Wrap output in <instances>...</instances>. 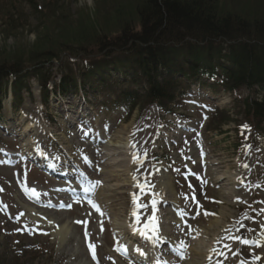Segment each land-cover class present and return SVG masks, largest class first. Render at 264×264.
<instances>
[{
	"label": "rangeland",
	"instance_id": "obj_1",
	"mask_svg": "<svg viewBox=\"0 0 264 264\" xmlns=\"http://www.w3.org/2000/svg\"><path fill=\"white\" fill-rule=\"evenodd\" d=\"M29 2L35 4V9L38 8L37 11L34 10V7H29ZM211 3H214L213 9L218 14L217 18L227 12L230 18L264 21V0H213ZM138 7H140L139 0H0V61L3 58H16L21 62L27 61L30 59L28 56L30 48H41L45 43H52L51 45H53L56 41L57 44L60 43L61 45L66 43L64 46L68 47L52 49L54 53L74 55L80 47H85L87 42L89 46L94 45L87 50V52L92 53L98 50L96 45L118 36L124 25L134 23V29L138 24L136 21ZM32 102H34L33 96L29 104L30 107L34 106L35 102ZM232 105L236 108L235 104ZM236 111H239V108ZM142 113L144 114L142 108L136 107L132 114H128V118L121 121L120 125L116 127L117 135L122 133V128L125 129V133L129 134L133 129V120L138 122ZM228 115V122L225 119V122L220 121V126L217 124L209 126L210 130L214 129V133H218V137L221 136L219 135L220 132L230 129L226 125L231 124L235 119L240 120L239 113L236 114L231 111ZM230 136L231 131L229 130L227 136L220 137L224 140L219 144L221 152L218 158L221 164L226 166L232 158V152L229 150ZM232 138L235 141L233 133ZM157 153L160 154L159 151ZM6 172L7 170L0 168V175H4ZM36 178L34 177V179ZM15 189L12 187V189L7 190V195H0V203L8 204V200L12 201ZM107 194L108 192L105 193V195ZM108 199L109 203L108 201L105 203L111 208V212L118 214L124 195L113 198L109 196ZM229 213L232 212L229 211ZM18 215L19 211L15 206L7 214L0 213V264H18L14 258L10 260V254L6 249L8 244L11 247L14 245L13 238L7 236L5 240L6 236L4 235L9 234L14 225L17 229L21 228L19 221L16 224H11L10 220L11 216L17 217ZM56 216L68 219L67 214ZM225 218L228 217L225 216ZM59 224H64V222ZM202 225L205 226L206 223L203 222ZM2 229L5 231L2 232ZM69 232L73 238V241L68 243L69 247L67 245L57 247L51 237V240L46 238L44 240H46L48 247L45 249L50 251V255L48 253L45 256H39L30 264H93L91 257L98 253V248L92 236L89 232L83 233L76 226ZM86 235H88V239ZM21 238L22 236L17 238L16 240L19 241L16 243L21 242L23 248L29 247L36 241L42 242L38 238L33 240ZM51 241L56 244V247L51 245ZM100 252L101 254L104 253V251ZM14 257L20 258L22 256L16 254Z\"/></svg>",
	"mask_w": 264,
	"mask_h": 264
},
{
	"label": "trees",
	"instance_id": "obj_2",
	"mask_svg": "<svg viewBox=\"0 0 264 264\" xmlns=\"http://www.w3.org/2000/svg\"><path fill=\"white\" fill-rule=\"evenodd\" d=\"M137 26L133 29L134 23L124 25L120 34L116 38H111L106 42H101L98 46L100 50L110 49L112 51L124 48L137 50L139 53L147 55L142 62V68L149 65H158L162 63V55L168 58L180 52V49L169 47L167 51H163L161 46L164 44H176L182 42L186 37L197 36H230L238 33H247L249 28H264V21L250 23L248 20L233 17L226 12L223 17L217 18V12L213 9V0H139ZM29 5L34 7L35 4ZM249 27V28H248ZM136 29V30H135ZM139 29V30H137ZM106 39V38H105ZM57 42V41H56ZM51 45L45 43L44 46L28 51L30 59L27 61H19L16 58H3L0 61V80L10 74L16 75L22 64L31 63L29 66L37 65L36 63L48 61L56 54L52 49H62L68 46L56 43ZM88 44V42H87ZM85 47H89V45ZM144 44V45H143ZM91 45L90 47H93ZM144 46V47H143ZM35 63V64H33ZM34 69V67H33ZM18 70V71H17ZM148 74V73H147ZM252 74L243 77L248 79ZM241 78H235V81ZM164 92L163 88L154 86L149 88V96L160 98ZM162 99V98H161Z\"/></svg>",
	"mask_w": 264,
	"mask_h": 264
},
{
	"label": "bare ground",
	"instance_id": "obj_3",
	"mask_svg": "<svg viewBox=\"0 0 264 264\" xmlns=\"http://www.w3.org/2000/svg\"><path fill=\"white\" fill-rule=\"evenodd\" d=\"M251 77L248 76V79H250ZM111 100H114L113 98H110ZM63 110V108H62ZM63 113L65 114H69L67 113V110H64ZM125 143H128V138H127V133H125V129L122 128V133H120L119 135H117V137H115V139H113V141H111L108 145V150L111 151L113 154L115 153L114 151L117 150L119 151L120 153H122V148L123 146H125ZM114 148V149H113ZM114 158H116L118 160V163H122L124 164L123 162H125L127 164V160L124 158V156H121V158H119V155L118 156H114ZM117 168H121V166H117ZM126 168V167H125ZM113 176V174H111ZM227 175V180H226V185H229V190L226 188L225 184H223L220 188L222 190V195H223V192L224 190L226 191L225 195L229 194L230 195H234V191H233V185H232V181H231V175L230 174H226ZM125 173L122 172L120 174V177L122 178V180H119V182H116L115 181V186L116 188L119 187V190H122L125 188L126 185L124 184H127L128 180H126L125 178ZM107 179V178H105ZM216 181H218V179L216 178L215 179ZM131 181L133 182V179H131ZM165 192L167 193L166 189L168 188V190H170V184H169V181L168 180H165ZM226 188V189H225ZM103 192H106V191H103V189L101 190L100 189V194L103 195ZM100 194H99V197H100ZM228 196V197H229ZM223 199H225V196H222ZM154 204H157V202H153ZM225 208V207H224ZM224 208L222 210H224ZM222 213V212H221ZM113 223L117 224L118 223V219H116V216L113 215ZM208 226L211 228H216L218 227L220 224H221V221L220 219H208ZM55 233L52 235L53 238H55V240L57 241V243L59 244V246H62V245H68V243L71 241H73L72 239V236L71 234L69 233V226L67 223H65L63 226H60L58 230H54ZM75 240V239H74ZM203 247V242H199V243H195L193 244L192 246V253H193V258L192 260H190L189 263L187 264H199L202 260V258L204 257V255L202 254H199V249H201Z\"/></svg>",
	"mask_w": 264,
	"mask_h": 264
},
{
	"label": "snow or ice",
	"instance_id": "obj_4",
	"mask_svg": "<svg viewBox=\"0 0 264 264\" xmlns=\"http://www.w3.org/2000/svg\"><path fill=\"white\" fill-rule=\"evenodd\" d=\"M134 162H138L135 158H134ZM98 183V182H97ZM85 191H87V189H85ZM95 207V205H93ZM70 207V206H69ZM97 210L99 211V209L97 208ZM199 214V213H197ZM207 215V213H205ZM137 252H139L140 255H144L145 253L143 251H141L140 249H136ZM95 258V257H94ZM183 258V257H181Z\"/></svg>",
	"mask_w": 264,
	"mask_h": 264
}]
</instances>
